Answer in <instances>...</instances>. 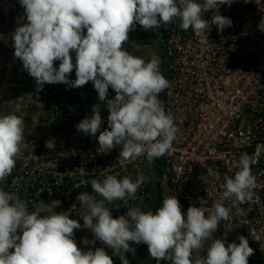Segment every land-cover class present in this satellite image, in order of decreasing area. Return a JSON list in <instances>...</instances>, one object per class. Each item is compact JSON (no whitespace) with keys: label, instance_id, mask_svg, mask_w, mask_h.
I'll use <instances>...</instances> for the list:
<instances>
[{"label":"clouds","instance_id":"1","mask_svg":"<svg viewBox=\"0 0 264 264\" xmlns=\"http://www.w3.org/2000/svg\"><path fill=\"white\" fill-rule=\"evenodd\" d=\"M234 0H19L24 9L17 27L11 33L14 57L32 77L36 91L46 84H65L70 88L92 82L100 102H106L108 128L103 124L101 105L92 108L75 127L85 135L99 133L98 152L108 153L121 146L119 162L145 158L151 166L166 155L183 137L174 116L166 111L160 93L170 87L156 59L146 61L130 54L123 45L137 24L143 30L160 25H176L184 32L190 28L199 37L216 25L219 32L231 27L230 18L219 14L222 5ZM245 3L249 0H244ZM215 11L211 21L204 13ZM264 11V9H261ZM26 19V22H24ZM178 21V24L176 23ZM258 28L264 32V18ZM0 39L7 38L0 34ZM131 49V48H130ZM59 61V67L55 63ZM75 70L76 79H70ZM109 88L115 96L108 99ZM24 120L16 114H0V181L12 174L16 157L24 142ZM55 148V139L45 143ZM253 156L241 154L233 166L234 175L225 174L223 191L207 215L201 207L190 206L182 211L179 199L168 196L155 212L129 207L149 177L139 174H109L93 179L90 184L101 200L82 192L77 196L88 211L82 215L83 225L65 212L42 215L21 200L16 192L0 189V264H113L104 247L82 250L75 240L76 230L90 229L93 239L84 238V245L97 241L113 250L122 264H129L126 252L135 255L132 243L146 244L152 259L170 264H249L254 249L248 239L238 236L239 244L212 239L222 221H228L231 208L251 201L257 187L252 165ZM261 174H264L262 172ZM75 187H79L78 185ZM43 190H41L42 192ZM51 194V190H49ZM40 193H38L39 195ZM123 201L125 215L113 218L106 206ZM203 200H201V203ZM61 204L53 200L47 206ZM76 205H73L75 208ZM211 240L206 255L200 250Z\"/></svg>","mask_w":264,"mask_h":264},{"label":"built area","instance_id":"2","mask_svg":"<svg viewBox=\"0 0 264 264\" xmlns=\"http://www.w3.org/2000/svg\"><path fill=\"white\" fill-rule=\"evenodd\" d=\"M261 9L264 0H234L230 6H220L219 14L233 22L222 33L212 25L209 32L197 37L191 28L184 32L176 25L163 24L154 31H145L137 24L131 32L137 35L153 31L162 46L159 66L170 87L159 98L176 119L183 137L151 166L143 157L119 162L121 146L108 153L98 152L99 133L93 137L77 130L75 126L90 117L98 103L101 130L108 128L107 104L99 101L92 82L77 88L46 84L37 92L28 74L33 99L48 108L45 120L50 130L43 138L28 142L4 190L16 192L29 209L59 200L61 212L81 221L86 212L77 196L95 193L91 180L116 173L120 174L118 178L131 175L133 179L143 174L151 179L138 190L136 200L128 201L129 207L138 208L160 193L163 198L176 196L185 215L190 206L201 207L207 215L223 191L224 175H234L237 169L233 166L241 154L247 153L256 160L252 165L257 177L253 198L235 206L225 201L231 208L230 218L222 221L215 233L228 244H239L238 236H245L254 249L249 264H264V32L258 28L264 18ZM215 14L204 13V19L210 22ZM123 47L129 52L127 43ZM55 66L59 67V61ZM70 79H76L75 70ZM114 96L109 88L108 99ZM53 138L55 148L48 149L45 143ZM108 208L113 218L128 211L119 200ZM125 257L133 264L129 256ZM112 259L113 264H122L118 256Z\"/></svg>","mask_w":264,"mask_h":264},{"label":"crops","instance_id":"3","mask_svg":"<svg viewBox=\"0 0 264 264\" xmlns=\"http://www.w3.org/2000/svg\"><path fill=\"white\" fill-rule=\"evenodd\" d=\"M24 9L21 7L19 0H0V34H3L5 38H7V42L4 39H0V114H2L3 109L9 106L8 102L12 101L13 95L17 93L18 85L16 82L18 81V76L16 72L17 65H21V61L14 57V48L12 47V41L10 39L11 33L15 31L17 27L18 18L23 16ZM26 22V19L25 21ZM154 31V30H153ZM153 31L146 33V38L149 39L153 35ZM143 36L145 34H142ZM142 35H136V33L129 34V40L126 42L129 47L131 45H135V43L139 39L142 38ZM135 47V46H133ZM130 50H133L131 47ZM129 50V51H130ZM139 50V49H138ZM141 51V50H140ZM136 53L139 51H135ZM21 78L19 77V80ZM38 103V102H37ZM28 149V145L26 147ZM22 152V150H21ZM6 186V185H5ZM5 187H3L4 190ZM1 189V188H0ZM89 195H92L94 200L99 201L102 199L98 194L87 192ZM162 200L160 201L159 198L153 194L150 200L138 207L142 211H153L155 212L159 207L162 206ZM48 205V204H47ZM47 205L38 206L33 209H29V211H38L42 215H49L55 214L56 212H61L60 207H56L55 209H50ZM111 204H107L106 206L109 207ZM85 212L87 213L88 209L86 206ZM81 225H83V220L79 221ZM87 238L88 240L93 239V234L90 229L81 228L76 230L75 232V240L77 245L84 251L95 249V247H104L105 251L110 255H113V250L108 248L106 245L101 244V242L97 241L96 244L93 245H84L82 243L83 239ZM212 239H216V233H214V237ZM211 242V240H210ZM209 246V244H208ZM207 246V247H208ZM132 247L136 249L135 255L131 252H126L125 254L129 256L133 260V264H157L155 259L150 257L148 252V246L146 244H135L132 243ZM207 247L205 249H207ZM159 264H170L167 260H161Z\"/></svg>","mask_w":264,"mask_h":264},{"label":"rangeland","instance_id":"4","mask_svg":"<svg viewBox=\"0 0 264 264\" xmlns=\"http://www.w3.org/2000/svg\"><path fill=\"white\" fill-rule=\"evenodd\" d=\"M142 35V34H138ZM143 36V35H142ZM135 46V47H133ZM133 48V50H130L129 53L141 57L145 59L146 61L151 60V59H156L160 65L161 63V57H162V46L159 44V42L156 40V37L153 35L149 37V39L146 38V34L139 39V42L137 41L135 45H131L129 48ZM139 49V50H138ZM139 51V53L135 51ZM141 50V51H140ZM21 65H17L16 72H17V78L18 81L16 84L18 85V90L15 95H13L12 101H9L8 104L9 106L5 109H3L2 114H16L17 116L21 117L24 120V142L22 145V152L18 154L16 157V167L13 170L12 174L15 172L18 163L20 161V157H22L26 151H27V145L28 142L31 139H40L43 138L48 134V131L50 128L46 125V115L48 112V108L45 104L43 103H37L33 97L32 94L29 90L28 86V72L24 70L22 62L20 63ZM19 77L21 78L19 80ZM153 172V177L152 179H156V173ZM11 174V175H12ZM11 175L6 177L4 181H0V188L3 189L5 187L6 183L10 179ZM149 177L148 175H145ZM149 179H151L149 177ZM214 237V233L213 236ZM210 240L205 242L204 248L200 250V255L203 257L206 255V250L205 249L208 244L210 245Z\"/></svg>","mask_w":264,"mask_h":264},{"label":"trees","instance_id":"5","mask_svg":"<svg viewBox=\"0 0 264 264\" xmlns=\"http://www.w3.org/2000/svg\"><path fill=\"white\" fill-rule=\"evenodd\" d=\"M160 180H161V176L159 175L158 183H160ZM159 195H160V193H159ZM159 195H158L157 197L159 198L160 201H161V200L163 201L164 198L161 197V195H160V196H159Z\"/></svg>","mask_w":264,"mask_h":264}]
</instances>
